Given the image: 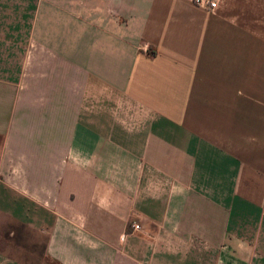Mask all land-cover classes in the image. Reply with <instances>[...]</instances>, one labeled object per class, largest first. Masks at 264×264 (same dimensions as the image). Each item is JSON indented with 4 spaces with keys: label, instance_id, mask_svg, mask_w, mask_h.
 Returning <instances> with one entry per match:
<instances>
[{
    "label": "crops",
    "instance_id": "1",
    "mask_svg": "<svg viewBox=\"0 0 264 264\" xmlns=\"http://www.w3.org/2000/svg\"><path fill=\"white\" fill-rule=\"evenodd\" d=\"M215 1L0 0V264H264V0Z\"/></svg>",
    "mask_w": 264,
    "mask_h": 264
},
{
    "label": "rangeland",
    "instance_id": "2",
    "mask_svg": "<svg viewBox=\"0 0 264 264\" xmlns=\"http://www.w3.org/2000/svg\"><path fill=\"white\" fill-rule=\"evenodd\" d=\"M96 14V15H95ZM46 17V13L43 14ZM91 15L92 17H89ZM95 15V16H94ZM103 15L104 17L110 18L115 17V13H105V12H55L53 14V19L55 24H53L50 28H47L45 25L35 28L34 33L40 37L47 34V32L51 35H68L70 38H73L75 35H81L84 33L85 30L87 39L88 38H95L96 34H99L100 29L97 27L96 18ZM87 18V20H86ZM40 21L44 20V17H39ZM86 20V22H84ZM87 23V24H86ZM85 24V26H83ZM89 46V44L87 45Z\"/></svg>",
    "mask_w": 264,
    "mask_h": 264
},
{
    "label": "built area",
    "instance_id": "3",
    "mask_svg": "<svg viewBox=\"0 0 264 264\" xmlns=\"http://www.w3.org/2000/svg\"><path fill=\"white\" fill-rule=\"evenodd\" d=\"M193 4L199 8H204L210 12L215 11L217 7V2L215 0H192ZM141 50L147 52L148 46L142 45ZM131 228L133 231L139 232L141 230L140 226L137 223H132Z\"/></svg>",
    "mask_w": 264,
    "mask_h": 264
}]
</instances>
